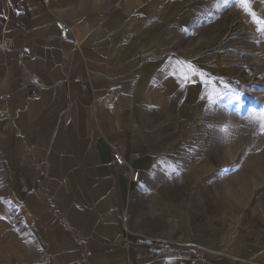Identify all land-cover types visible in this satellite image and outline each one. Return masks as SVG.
Segmentation results:
<instances>
[{
	"label": "crops",
	"instance_id": "0c3cea01",
	"mask_svg": "<svg viewBox=\"0 0 264 264\" xmlns=\"http://www.w3.org/2000/svg\"><path fill=\"white\" fill-rule=\"evenodd\" d=\"M9 1L0 0V264H195L148 240L131 208L170 131L158 120L164 100L170 109L178 97L177 69L164 72L151 47L162 0Z\"/></svg>",
	"mask_w": 264,
	"mask_h": 264
},
{
	"label": "rangeland",
	"instance_id": "374dc122",
	"mask_svg": "<svg viewBox=\"0 0 264 264\" xmlns=\"http://www.w3.org/2000/svg\"><path fill=\"white\" fill-rule=\"evenodd\" d=\"M156 12L151 47L177 69L178 97L157 117L170 131L132 214L178 258L264 264V23L252 15L264 21V0H162Z\"/></svg>",
	"mask_w": 264,
	"mask_h": 264
},
{
	"label": "built area",
	"instance_id": "2783aa9c",
	"mask_svg": "<svg viewBox=\"0 0 264 264\" xmlns=\"http://www.w3.org/2000/svg\"><path fill=\"white\" fill-rule=\"evenodd\" d=\"M12 5H13V1L11 0L8 2V6H12ZM54 24L58 29L60 38L67 39L68 34L70 32V26L65 21H63L62 19L55 20ZM113 159L119 165L124 164V159L118 151L113 152ZM131 174H132V179L136 180V178L138 176V171H132ZM126 219H127L126 216L122 217V220L124 222V225H123L124 230H127Z\"/></svg>",
	"mask_w": 264,
	"mask_h": 264
},
{
	"label": "snow or ice",
	"instance_id": "6c2138e0",
	"mask_svg": "<svg viewBox=\"0 0 264 264\" xmlns=\"http://www.w3.org/2000/svg\"><path fill=\"white\" fill-rule=\"evenodd\" d=\"M249 3H250V0H241V6L244 7L245 10H249ZM252 15H253V22L254 23H256V24L264 23V21H261L258 17H255L254 14H252ZM236 98L239 99V96L237 95Z\"/></svg>",
	"mask_w": 264,
	"mask_h": 264
}]
</instances>
